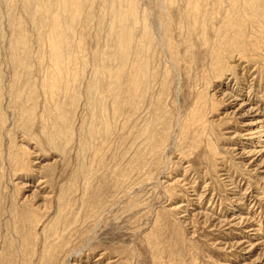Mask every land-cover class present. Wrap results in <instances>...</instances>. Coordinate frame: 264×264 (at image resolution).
I'll use <instances>...</instances> for the list:
<instances>
[{
  "label": "rangeland",
  "instance_id": "374dc122",
  "mask_svg": "<svg viewBox=\"0 0 264 264\" xmlns=\"http://www.w3.org/2000/svg\"><path fill=\"white\" fill-rule=\"evenodd\" d=\"M65 7L0 0V264H264V0Z\"/></svg>",
  "mask_w": 264,
  "mask_h": 264
},
{
  "label": "bare ground",
  "instance_id": "6f19581e",
  "mask_svg": "<svg viewBox=\"0 0 264 264\" xmlns=\"http://www.w3.org/2000/svg\"><path fill=\"white\" fill-rule=\"evenodd\" d=\"M67 1L69 0H57V7L58 9L60 10H63L64 8H66V3ZM30 2V1H29ZM69 3V2H68ZM56 5V4H55ZM46 5H42L41 8L43 9V11L46 10ZM59 10V11H60ZM41 11V10H40ZM132 12H133V6L131 5L130 6V10L128 12V15H132ZM122 20H120L121 22ZM58 25V20L57 18H53L52 20V27H53V31H52V34L50 33L51 35V42H52V46L55 48V47H58L60 46L64 40L62 38V36H59L57 33L58 29L56 30V27ZM123 27V26H120V28ZM52 29V28H51ZM57 32V33H56ZM118 37L119 39H121L122 41H126L128 39V35L126 32H122V30H120V32H118ZM120 40V41H121ZM260 125V124H259ZM262 127L263 126H257L256 128H247L246 131H247V134H255V133H260L262 130ZM263 133V132H262ZM256 137H257V134H256Z\"/></svg>",
  "mask_w": 264,
  "mask_h": 264
}]
</instances>
